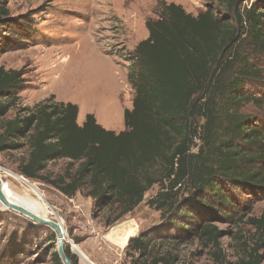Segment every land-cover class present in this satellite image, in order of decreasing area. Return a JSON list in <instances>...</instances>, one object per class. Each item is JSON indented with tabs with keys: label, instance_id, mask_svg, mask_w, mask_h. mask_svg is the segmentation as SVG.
I'll return each mask as SVG.
<instances>
[{
	"label": "trees",
	"instance_id": "16d2710c",
	"mask_svg": "<svg viewBox=\"0 0 264 264\" xmlns=\"http://www.w3.org/2000/svg\"><path fill=\"white\" fill-rule=\"evenodd\" d=\"M206 5L194 15L180 4L161 1L159 17L147 20L149 35L131 55L134 70L128 79L135 94L132 108L124 110L123 131L106 129L93 113L79 125L80 107L51 95L2 121L0 152L25 149L18 171L26 178L70 198L85 191L99 209L119 208L110 224L158 185L149 205L178 219L182 238L203 241L223 263L220 239L229 232L212 222L246 216L241 211L247 205L237 199L242 191L264 194V126L244 111L251 101H260L244 89L249 82H262L263 71L253 57L264 54V0ZM8 14L0 0V21ZM22 76L0 67V119L17 107ZM59 160L67 163L54 176L47 169ZM248 222L258 238L249 252L245 249L243 264H262L264 212ZM46 230L55 248L48 258L64 264L56 233ZM28 233L33 236L32 229ZM28 244L13 250L14 264L18 255H26ZM152 245L148 233L131 238L129 263L175 264L169 255L152 252ZM64 250L72 264H80L68 244Z\"/></svg>",
	"mask_w": 264,
	"mask_h": 264
},
{
	"label": "rangeland",
	"instance_id": "374dc122",
	"mask_svg": "<svg viewBox=\"0 0 264 264\" xmlns=\"http://www.w3.org/2000/svg\"><path fill=\"white\" fill-rule=\"evenodd\" d=\"M161 1L180 4L194 15L204 11L206 2H210L2 0L9 14L0 21V67L21 71L24 82L17 107L0 119V125L5 119L13 118L18 109L24 112L26 107H34L54 95L57 101L77 104L81 117L93 113L106 129L123 131L124 110L127 107L125 99L132 107L135 94L128 79L130 71L134 70L132 51L148 37L146 22L159 17ZM253 61L263 71L262 82H249L244 92L259 97L260 101L258 105L251 101L244 111L253 117L257 125L264 126V54L253 57ZM25 154V149L0 152L1 176L20 194L28 184L15 175L26 178L18 171ZM66 163V160L52 162L47 170L55 176L63 172ZM26 179L35 183L46 203L55 208L56 213L51 215L53 220L60 222L62 219L68 232L65 244L78 256L80 264L88 263L73 243L95 264H130L127 246L131 238L142 233L149 234L153 242L152 252L169 255L175 264H243L245 249L253 248L258 238L248 219L264 212V194L253 191L235 193L241 206L247 205L241 211L246 216L212 222L223 232H229L220 239L223 258V263H220L215 258L216 250L194 237L189 240L182 238L175 224L178 219L168 213L162 216L160 211L149 205L148 200L157 193L158 185L146 193L140 205L110 224L119 208L99 209L85 195V191L70 198L49 184ZM187 197L186 193L181 201ZM32 223L39 224L3 207L0 202V264H14V259L10 260L13 250H18L27 242L29 244L24 247L26 255H18L15 264L53 263L48 257L55 248L50 247L53 244L48 242L51 231L46 229H51L56 235L57 232L43 224H39L43 227L34 229ZM132 228L135 230L124 247L107 238V234L113 231L116 232L113 234L115 237H122ZM31 229L33 236L28 233ZM34 236H37L36 241ZM259 253L264 264L262 248Z\"/></svg>",
	"mask_w": 264,
	"mask_h": 264
},
{
	"label": "bare ground",
	"instance_id": "6f19581e",
	"mask_svg": "<svg viewBox=\"0 0 264 264\" xmlns=\"http://www.w3.org/2000/svg\"><path fill=\"white\" fill-rule=\"evenodd\" d=\"M66 60L67 59H65V61ZM109 120H111V117L109 118ZM12 175H15V174L12 173ZM15 176H16V178L22 179L24 182H26L28 184V186L26 187L25 191L22 194H20V193L16 192L10 186L9 183H7V182H5L3 180L2 176H1V173H0V178L2 180L3 192H4L5 196L11 202L16 203V204H18L20 206H23L24 208H26L27 210L33 212L36 215H38V216H40L42 218L53 220L51 215L56 213L55 212V208L53 206L48 205V203H46L45 197L42 194V192L39 190L37 185L35 183L30 182L29 180H27L24 177L20 178L17 175H15ZM1 205L3 206L2 202H1ZM3 207H5V206H3ZM27 218H29V217H27ZM57 223H59V225H60L61 236L63 237V240L65 242L67 237H68V232H67V230L65 228V224L63 223L61 218H60V222L57 221ZM134 230L135 229H133V228L130 229L122 237H115V235H113L115 231H113L112 233H108L107 234V238L112 240L113 242H115L119 246L124 247L126 245L128 239H129V237L133 234ZM57 237H59L58 233H57ZM73 246L81 254L83 259L88 264H95L92 260L89 259V257L87 255H85L82 252V250L78 246H76L74 243H73Z\"/></svg>",
	"mask_w": 264,
	"mask_h": 264
},
{
	"label": "water",
	"instance_id": "95a60500",
	"mask_svg": "<svg viewBox=\"0 0 264 264\" xmlns=\"http://www.w3.org/2000/svg\"><path fill=\"white\" fill-rule=\"evenodd\" d=\"M0 201L2 202L3 206H5V208L16 211L23 216L29 217L31 220H33L36 223L47 225V226L53 228L54 230H56V232L58 233V236H59V237H57V249H58V252L60 254V257H61L64 264H72L71 261L69 260V258L67 257L65 250H64L65 242L63 240V237L61 236V229H60L59 223H57V221L42 218V217L34 214L33 212L27 210L23 206H20L16 203L11 202L5 196V194L3 192L1 178H0Z\"/></svg>",
	"mask_w": 264,
	"mask_h": 264
},
{
	"label": "crops",
	"instance_id": "0c3cea01",
	"mask_svg": "<svg viewBox=\"0 0 264 264\" xmlns=\"http://www.w3.org/2000/svg\"><path fill=\"white\" fill-rule=\"evenodd\" d=\"M125 101L127 102V107H126V108H128V107L130 108L131 106L128 105L129 102H128L126 99H125ZM130 105H131V103H130ZM126 108H125V109H126ZM131 108H132V107H131ZM131 108H130V109H131ZM86 115H87V114H84V115L81 117V116H80V110H79V115H78V119H77L79 125H82V124L84 123V121H85V119H86Z\"/></svg>",
	"mask_w": 264,
	"mask_h": 264
}]
</instances>
